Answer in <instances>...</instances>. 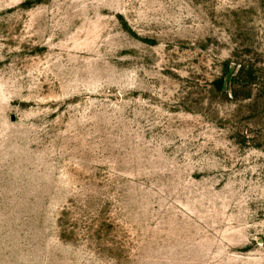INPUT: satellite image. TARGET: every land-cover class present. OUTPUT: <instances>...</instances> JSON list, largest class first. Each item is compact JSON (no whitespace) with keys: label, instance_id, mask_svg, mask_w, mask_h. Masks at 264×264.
I'll list each match as a JSON object with an SVG mask.
<instances>
[{"label":"rangeland","instance_id":"1","mask_svg":"<svg viewBox=\"0 0 264 264\" xmlns=\"http://www.w3.org/2000/svg\"><path fill=\"white\" fill-rule=\"evenodd\" d=\"M0 264H264V0H0Z\"/></svg>","mask_w":264,"mask_h":264},{"label":"trees","instance_id":"2","mask_svg":"<svg viewBox=\"0 0 264 264\" xmlns=\"http://www.w3.org/2000/svg\"><path fill=\"white\" fill-rule=\"evenodd\" d=\"M245 67H242L239 71L240 75L243 76V74H247V77H246V82L247 84H252L254 83L253 82V71L252 70H247Z\"/></svg>","mask_w":264,"mask_h":264}]
</instances>
